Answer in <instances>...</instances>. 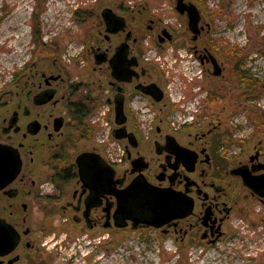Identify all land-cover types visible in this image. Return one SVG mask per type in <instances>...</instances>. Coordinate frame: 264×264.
<instances>
[{
  "label": "flooded vegetation",
  "instance_id": "af4514ba",
  "mask_svg": "<svg viewBox=\"0 0 264 264\" xmlns=\"http://www.w3.org/2000/svg\"><path fill=\"white\" fill-rule=\"evenodd\" d=\"M209 5L97 4L79 29L80 72L40 58L23 88L0 95V264H59L80 238L110 250L137 232L215 247L239 186L264 207L263 131L239 154L231 148L255 137L233 139L230 121L215 119L226 92L214 80L233 77L214 37L225 5ZM184 88L203 97L189 123L174 119L189 110Z\"/></svg>",
  "mask_w": 264,
  "mask_h": 264
},
{
  "label": "rangeland",
  "instance_id": "374dc122",
  "mask_svg": "<svg viewBox=\"0 0 264 264\" xmlns=\"http://www.w3.org/2000/svg\"><path fill=\"white\" fill-rule=\"evenodd\" d=\"M106 1L0 0V95L23 88L25 74H29L26 68L33 62L38 63L40 58L47 57L50 67L61 57L72 74L80 72L79 29L90 26L92 18L84 23L83 12L92 14L95 5H105ZM209 4L210 9L225 5L221 8L226 11L217 16L214 37L235 47V55L243 62L241 69L258 80L255 92H250L240 81L237 87L234 77L233 80H214L226 92L223 109L218 110L220 114L215 119L220 116L230 121L234 129L232 138L246 142L256 132L264 133V125L262 128L260 125L264 123V0H209ZM221 50L223 53V47ZM237 56L224 58L226 76H232L230 71ZM39 68L45 67L41 64ZM178 78L183 83L187 79L184 75H178ZM183 93L188 96L185 88ZM186 100L191 103L190 109H199L203 104V97L193 94ZM231 106L234 114H231ZM198 114H201L199 110ZM255 115L260 118L258 126ZM257 141L255 137L250 139L252 143L235 145L230 151L252 153ZM239 188V203L227 227L228 237L215 247L174 244L171 239L137 232L123 238V235L118 236L122 239L114 241L116 243L108 250V244L99 243V239L91 242L89 238H80L70 243L67 250L62 249L63 260L59 264H66L69 255L77 264H264V207L242 190L243 187Z\"/></svg>",
  "mask_w": 264,
  "mask_h": 264
},
{
  "label": "trees",
  "instance_id": "16d2710c",
  "mask_svg": "<svg viewBox=\"0 0 264 264\" xmlns=\"http://www.w3.org/2000/svg\"><path fill=\"white\" fill-rule=\"evenodd\" d=\"M223 13H226L224 8H221L220 10L217 11V15H223ZM91 15L92 14L89 11L83 12L84 23L90 19ZM222 42L225 43L223 45V53L221 55L222 58H232V59L236 58L237 55L235 54H236L237 49L235 47H232L230 44H228L225 41H222ZM242 64H243L242 60H240L237 56V59L235 61V66L232 72V77L235 78L238 84H239V81L243 83V85H245L250 92H255L257 84H258L257 83L258 80L253 78L251 75H249L247 71H243L241 69ZM245 99H248V98H245ZM204 106L208 107V106H212V104L207 103ZM198 116H201V114H198ZM257 116L258 115H255L254 119H256V121L258 122V120L260 121V118H257Z\"/></svg>",
  "mask_w": 264,
  "mask_h": 264
},
{
  "label": "built area",
  "instance_id": "2783aa9c",
  "mask_svg": "<svg viewBox=\"0 0 264 264\" xmlns=\"http://www.w3.org/2000/svg\"><path fill=\"white\" fill-rule=\"evenodd\" d=\"M188 76V75H187ZM191 105V103H190ZM198 112V109L197 108H193V109H190V106H189V110L186 112L185 115L183 114H178L176 118L174 119H177L179 122H186V123H189V117L192 118L191 121H193L194 117H195V114ZM193 116V117H192ZM94 121H99V118H96L94 119ZM106 139V136L103 135L102 137H100V142H104Z\"/></svg>",
  "mask_w": 264,
  "mask_h": 264
},
{
  "label": "water",
  "instance_id": "95a60500",
  "mask_svg": "<svg viewBox=\"0 0 264 264\" xmlns=\"http://www.w3.org/2000/svg\"><path fill=\"white\" fill-rule=\"evenodd\" d=\"M216 73H218L217 75H219V74H220V72H216Z\"/></svg>",
  "mask_w": 264,
  "mask_h": 264
}]
</instances>
